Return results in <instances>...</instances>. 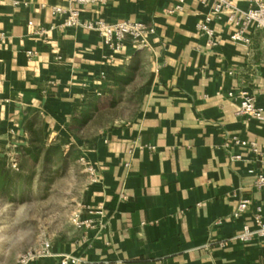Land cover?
<instances>
[{"label":"crops","instance_id":"obj_1","mask_svg":"<svg viewBox=\"0 0 264 264\" xmlns=\"http://www.w3.org/2000/svg\"><path fill=\"white\" fill-rule=\"evenodd\" d=\"M232 1L249 7L247 0ZM175 3L82 6L81 19L154 28L145 48L126 39L113 51L96 31L62 26L66 14L53 15L51 7L69 6L68 0H0V164L40 130L47 144L75 145L95 172L94 181L84 174L71 206L72 221L87 224L49 235L52 255L29 264H61L62 254L77 264L264 262V238L235 239L243 224H254L256 205L264 219V191L249 172L258 166L255 156L231 139L264 149V122L237 115V100L227 96L245 89L264 106V31L250 28L249 44L231 41L225 12L209 22L211 45L196 28L211 14L210 4L186 0L182 11L164 12ZM136 64L127 89L140 108L128 119L108 120L106 108L94 105L113 98L115 78ZM241 198L251 204L234 217ZM7 257L0 252V264H16L19 254Z\"/></svg>","mask_w":264,"mask_h":264},{"label":"rangeland","instance_id":"obj_2","mask_svg":"<svg viewBox=\"0 0 264 264\" xmlns=\"http://www.w3.org/2000/svg\"><path fill=\"white\" fill-rule=\"evenodd\" d=\"M143 66L142 63L141 67ZM138 70L139 65L136 64L126 76L131 77V80L120 85L113 98L100 100L94 105V108H106L105 117L108 120L117 117L128 119L139 110V97L134 90L127 89ZM146 71L147 69H142V74ZM119 102H121L119 107L113 110ZM90 114H87V117ZM84 121L85 119L82 120ZM38 131L44 137L42 131ZM62 148L65 151V158L60 162L54 161L46 166L41 162L32 161L25 164L22 173L30 174L31 178L29 183L22 179L16 182L12 199L10 194L0 193V252L6 251L10 262L15 255L37 248L38 243L49 235L70 231L71 223L76 228L84 226L78 224L80 221H72L71 206L74 205V198L83 185L84 174L86 176L87 174L79 160L76 146ZM20 150L21 148L7 164L3 165L17 171L18 165L13 167L12 163L15 162Z\"/></svg>","mask_w":264,"mask_h":264},{"label":"built area","instance_id":"obj_3","mask_svg":"<svg viewBox=\"0 0 264 264\" xmlns=\"http://www.w3.org/2000/svg\"><path fill=\"white\" fill-rule=\"evenodd\" d=\"M203 4H210L211 14L205 16L196 23L197 30L207 37L208 44L215 45L216 40L214 30L209 22L212 16H218L226 12V22L233 27L229 36L231 41L249 44L248 30L250 28L261 29L264 31V0H247L249 7L247 9L238 8L232 0H200ZM69 6H52L51 12L53 15L66 14V18L62 26L80 27L89 31H96L102 36L103 43L113 51H120L126 39L130 40L136 48H145L148 43L147 36L154 33V28L148 26L141 21L121 20L113 23L106 22L101 19H81V7L87 4H105L106 0H68ZM186 0H176V3L171 8H164V12L168 14L180 12ZM18 2H14L17 4ZM31 24V22H28ZM45 33L44 29L39 30V34ZM27 56H32V50L26 51ZM227 96L237 100V115L246 116L259 122H264V106L256 103L252 93L245 89H240L237 92L228 91ZM232 141L242 147H247L255 156L258 166L249 170L254 176V187L264 191V149L260 148L255 141L241 140L236 136H232ZM239 154H232L231 159L239 160ZM84 166L90 181L95 180L94 168L86 164L82 157L79 158ZM15 167V162L12 163ZM251 202L248 198L239 199L235 210L234 217H238L245 213ZM253 222L243 224L241 230L235 235V239L241 242H247L254 237L264 238V219L262 216V208L256 205L253 210ZM78 224L86 225L87 222H78ZM50 242L47 239L41 240L40 247L20 254L16 264H29L33 259L45 256H51ZM61 264H77L79 259L72 255H59ZM264 264V262L262 263Z\"/></svg>","mask_w":264,"mask_h":264},{"label":"trees","instance_id":"obj_4","mask_svg":"<svg viewBox=\"0 0 264 264\" xmlns=\"http://www.w3.org/2000/svg\"><path fill=\"white\" fill-rule=\"evenodd\" d=\"M131 77H117L115 78V84L118 87L122 84L128 83ZM31 143L28 146L21 147L20 153L15 160V164L18 165V170H12L10 166L0 164V193H8L11 195L15 190L16 182L19 180L27 181L31 178L30 174L23 175L24 166L27 162L35 163L41 162L43 166L51 164L52 162H60L65 158V151L61 145L46 143L45 138L42 137L39 131H34L31 136ZM73 148L75 146L71 145ZM79 154V153H78Z\"/></svg>","mask_w":264,"mask_h":264}]
</instances>
